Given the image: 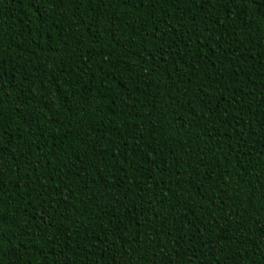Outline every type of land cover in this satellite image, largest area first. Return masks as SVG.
<instances>
[{"label": "trees", "instance_id": "trees-1", "mask_svg": "<svg viewBox=\"0 0 264 264\" xmlns=\"http://www.w3.org/2000/svg\"><path fill=\"white\" fill-rule=\"evenodd\" d=\"M261 226L256 0H0V264H264Z\"/></svg>", "mask_w": 264, "mask_h": 264}, {"label": "snow or ice", "instance_id": "snow-or-ice-1", "mask_svg": "<svg viewBox=\"0 0 264 264\" xmlns=\"http://www.w3.org/2000/svg\"><path fill=\"white\" fill-rule=\"evenodd\" d=\"M35 2H38V0H34V3ZM204 2L208 3L209 0H204ZM198 4H199V0H197V5ZM256 6L261 10L262 14H264V0H256ZM260 231H264V226H261Z\"/></svg>", "mask_w": 264, "mask_h": 264}]
</instances>
